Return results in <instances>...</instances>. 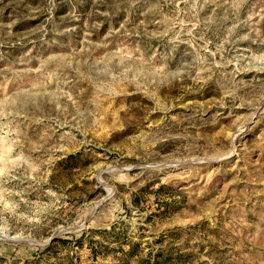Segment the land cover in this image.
<instances>
[{
	"label": "rangeland",
	"instance_id": "374dc122",
	"mask_svg": "<svg viewBox=\"0 0 264 264\" xmlns=\"http://www.w3.org/2000/svg\"><path fill=\"white\" fill-rule=\"evenodd\" d=\"M0 264H264V0H0Z\"/></svg>",
	"mask_w": 264,
	"mask_h": 264
},
{
	"label": "water",
	"instance_id": "95a60500",
	"mask_svg": "<svg viewBox=\"0 0 264 264\" xmlns=\"http://www.w3.org/2000/svg\"><path fill=\"white\" fill-rule=\"evenodd\" d=\"M56 234H53L48 240L47 242L51 241L54 237H55Z\"/></svg>",
	"mask_w": 264,
	"mask_h": 264
}]
</instances>
